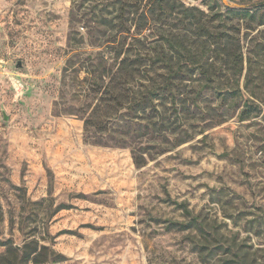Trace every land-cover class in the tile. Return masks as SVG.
Instances as JSON below:
<instances>
[{
	"label": "rangeland",
	"instance_id": "obj_1",
	"mask_svg": "<svg viewBox=\"0 0 264 264\" xmlns=\"http://www.w3.org/2000/svg\"><path fill=\"white\" fill-rule=\"evenodd\" d=\"M116 1L0 0V264L35 248L40 264H264V6L221 23L244 53L239 93L208 88L197 114L169 113L122 148L85 142L81 118L87 71L113 62ZM183 1L226 13L262 0ZM158 34L140 44L143 63ZM216 65L222 90L234 87ZM187 209L205 235L168 227Z\"/></svg>",
	"mask_w": 264,
	"mask_h": 264
},
{
	"label": "trees",
	"instance_id": "obj_2",
	"mask_svg": "<svg viewBox=\"0 0 264 264\" xmlns=\"http://www.w3.org/2000/svg\"><path fill=\"white\" fill-rule=\"evenodd\" d=\"M260 2L255 11L244 7L223 13L210 1L207 2L209 12H206L187 6L183 0H117L114 3L117 13L108 19L113 28L117 27L109 40L114 44L109 51L113 62L92 63L85 77L88 83L81 114L85 142L130 147V141L137 136L151 138L163 131L169 113L197 114L201 109L199 102L208 88L224 99L234 98L241 90L239 77L244 69V53L240 43L221 23L233 17L251 21L264 6L263 0ZM259 18L257 25H264V15ZM216 22L220 23L215 25ZM131 24L135 26L133 32ZM146 31L149 34L145 35ZM154 31L159 34L152 48V63H143L140 44ZM129 38L131 45H136V51L126 47ZM211 59L213 63H209ZM218 60L227 63L229 78H234V87L225 91L221 88L222 67L216 65ZM253 111L246 103L240 118L249 117ZM136 118L137 122L133 120ZM132 150L136 165H144L145 159ZM187 212L191 215L188 209ZM173 225L205 235V223L199 216L191 215L185 223L171 221L168 227ZM227 250L231 254L233 247ZM38 255L35 248L23 252L16 262L44 263ZM59 260L56 257L53 262ZM231 263L227 257L221 262Z\"/></svg>",
	"mask_w": 264,
	"mask_h": 264
}]
</instances>
